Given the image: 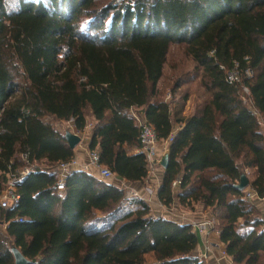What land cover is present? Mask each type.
Instances as JSON below:
<instances>
[{"label": "trees", "instance_id": "obj_1", "mask_svg": "<svg viewBox=\"0 0 264 264\" xmlns=\"http://www.w3.org/2000/svg\"><path fill=\"white\" fill-rule=\"evenodd\" d=\"M173 44L194 68L161 85ZM134 114L160 142L174 131L153 187L162 204L220 207L227 255L264 264V221L246 196L264 195V0H0V194L10 181L19 194L0 205V264H14L12 246L30 264H206L191 224L111 181L148 179ZM70 119L92 122L87 148L112 178L77 166L59 175L74 156ZM22 153L37 169L10 179Z\"/></svg>", "mask_w": 264, "mask_h": 264}, {"label": "crops", "instance_id": "obj_2", "mask_svg": "<svg viewBox=\"0 0 264 264\" xmlns=\"http://www.w3.org/2000/svg\"><path fill=\"white\" fill-rule=\"evenodd\" d=\"M188 104L189 100L186 105V112L191 111V106H188ZM86 123H89V121ZM66 126L68 128V121ZM253 140H255L254 137ZM88 151L89 149L87 148L86 140L83 145L78 144L74 147V157L76 158L79 166L88 161ZM92 170H94V168ZM162 171L163 169L160 167L155 170L153 174H148L149 176L145 184L137 182L132 183L117 178L112 179L111 181L112 183L125 188L129 197L137 196L146 200L155 215L163 216L179 223L191 224L198 238L195 254L202 258L206 264H235L232 258L225 252V248L219 239L217 224L218 218L222 214V209L220 207L205 208L201 203L194 204L193 207L189 209L182 206L176 197H174L170 206L163 205L158 199L156 191L153 188L156 185L158 186ZM253 201L260 211L261 218L264 221V198L255 196ZM206 220H211L213 222L211 228L204 232L197 230V224ZM5 232L6 231L4 229L3 234L6 237L7 235H5Z\"/></svg>", "mask_w": 264, "mask_h": 264}, {"label": "built area", "instance_id": "obj_3", "mask_svg": "<svg viewBox=\"0 0 264 264\" xmlns=\"http://www.w3.org/2000/svg\"><path fill=\"white\" fill-rule=\"evenodd\" d=\"M238 77V73L236 71H230L228 73L229 80L233 81ZM247 89L245 88V91ZM134 117L138 121L141 126V132L139 134V146L136 152H142L145 156V160L147 163V171L148 174H153L155 170L161 167V160L164 153L167 151L168 146L173 140L174 131H171L169 136L162 142H160L155 129L147 123V121L140 117L139 115L134 114ZM69 131L75 133L80 137V141L78 144L83 145L85 140L88 138V132L92 128V123H86L81 128H76L74 119H70L68 121ZM77 144V145H78ZM85 146V145H84ZM88 161L83 165L79 166L77 164L76 158L73 156L71 160H67L59 163L55 169L59 171V175L61 176L68 168L71 166H77L84 170L96 169L102 178H112L114 173L110 170L109 167L102 164L100 161V156L97 150H89L88 152ZM15 159L12 158L8 164L7 170L5 171L6 175L10 179H21L26 176L30 171H34L37 169V165H26L24 162L27 160V154L22 153L18 156V159L22 161V163L16 165ZM55 166V165H54ZM54 168V167H52ZM62 179H59L57 182V190H62L63 187ZM246 196L248 198H254L256 196V192L253 188H249L246 192ZM264 198V195L262 196ZM19 200V194L16 192V188L12 181L9 182L7 187L0 194V205L3 207H14L16 206ZM18 220H22L19 218ZM211 220H206L197 224V230L200 232L207 231L212 226Z\"/></svg>", "mask_w": 264, "mask_h": 264}, {"label": "rangeland", "instance_id": "obj_4", "mask_svg": "<svg viewBox=\"0 0 264 264\" xmlns=\"http://www.w3.org/2000/svg\"><path fill=\"white\" fill-rule=\"evenodd\" d=\"M193 68H194V64L191 61V59L182 52V46L178 44L171 45L163 67L164 73H163L161 85L167 83L171 77L176 78L177 76L181 75V70H193ZM173 80L174 79H172V81ZM190 93L197 98L200 97L203 98L202 95L205 96L203 90L198 84L192 85V88L190 89ZM190 105L191 104L189 103L188 106ZM40 167L50 168V166H46V165H40ZM243 233H246V230H243ZM5 235H7L6 232Z\"/></svg>", "mask_w": 264, "mask_h": 264}, {"label": "water", "instance_id": "obj_5", "mask_svg": "<svg viewBox=\"0 0 264 264\" xmlns=\"http://www.w3.org/2000/svg\"><path fill=\"white\" fill-rule=\"evenodd\" d=\"M65 137L71 148H74L80 141V137L69 130L65 132ZM166 158H167V154L164 155L163 162H162L163 166L166 163ZM248 184H249V180L246 176V173H242L240 176L239 182L236 183L235 186L241 190V189L246 188ZM11 250H12L13 257H14V264H30V260H28L22 254L19 248L12 246Z\"/></svg>", "mask_w": 264, "mask_h": 264}]
</instances>
